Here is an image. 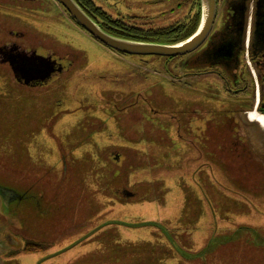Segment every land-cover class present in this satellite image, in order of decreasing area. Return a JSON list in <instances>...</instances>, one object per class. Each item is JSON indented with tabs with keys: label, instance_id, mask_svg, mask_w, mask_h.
Segmentation results:
<instances>
[{
	"label": "rangeland",
	"instance_id": "obj_1",
	"mask_svg": "<svg viewBox=\"0 0 264 264\" xmlns=\"http://www.w3.org/2000/svg\"><path fill=\"white\" fill-rule=\"evenodd\" d=\"M92 1L143 28L202 16V0ZM7 42L67 69L32 86L0 55V173L55 229L36 259L0 244V264H264V128L235 125L213 78L188 90L179 58L112 51L55 0H0Z\"/></svg>",
	"mask_w": 264,
	"mask_h": 264
},
{
	"label": "flooded vegetation",
	"instance_id": "obj_2",
	"mask_svg": "<svg viewBox=\"0 0 264 264\" xmlns=\"http://www.w3.org/2000/svg\"><path fill=\"white\" fill-rule=\"evenodd\" d=\"M218 6L217 0L216 20L205 42L183 56L167 57V64L169 67L175 59H180L179 64L173 65L182 70V80L188 90L197 82L213 78L214 82L207 84L205 92H211L216 97L215 100L222 96V92L226 94V99L235 101L239 108L233 123L236 125V121L244 122V125L250 126L248 123H252V112L264 115V0H227L223 11L218 10ZM189 22L190 18L185 20L187 30L191 29ZM0 55L12 65L19 81L32 86L44 84L54 78L63 66L62 60L55 59L52 54L45 57L38 48L36 51L24 50L10 42L0 46ZM45 62L49 67L45 66ZM63 69L65 68L61 71ZM0 187L17 193L15 197L0 193V217L12 228L7 231L0 227V244L4 247V257L10 260L25 253L29 256H24V262L29 258L36 259L37 255L39 258L47 251V246L51 245V241L47 242L45 238L55 230L49 226L43 230L33 223L35 218L45 213L39 197L30 190L15 188L8 179H3L1 173ZM2 226H7L4 221ZM48 255V260L56 256L52 252L45 254ZM45 256L41 260H35L34 264H42L46 261Z\"/></svg>",
	"mask_w": 264,
	"mask_h": 264
},
{
	"label": "water",
	"instance_id": "obj_3",
	"mask_svg": "<svg viewBox=\"0 0 264 264\" xmlns=\"http://www.w3.org/2000/svg\"><path fill=\"white\" fill-rule=\"evenodd\" d=\"M71 14L72 18L89 32L96 40L105 46L129 55L179 57L199 48L213 29L217 16V0H202V16L197 31L187 40L175 44L133 41L119 38L107 33L91 18L76 2V0H57ZM45 66L49 64L45 62ZM21 68V67H20ZM23 69V68H21ZM3 195L17 193L13 190L0 187Z\"/></svg>",
	"mask_w": 264,
	"mask_h": 264
},
{
	"label": "trees",
	"instance_id": "obj_4",
	"mask_svg": "<svg viewBox=\"0 0 264 264\" xmlns=\"http://www.w3.org/2000/svg\"><path fill=\"white\" fill-rule=\"evenodd\" d=\"M76 2L107 33L133 41L175 44L184 41L193 35L198 27V24L194 21L196 27L190 30L186 29L185 22H179L174 26L166 28H143L133 23L126 22L121 17L116 18L111 16L101 8H98L92 0H76ZM134 21L135 20L133 19L132 22ZM240 141L241 139L238 140V143Z\"/></svg>",
	"mask_w": 264,
	"mask_h": 264
},
{
	"label": "bare ground",
	"instance_id": "obj_5",
	"mask_svg": "<svg viewBox=\"0 0 264 264\" xmlns=\"http://www.w3.org/2000/svg\"><path fill=\"white\" fill-rule=\"evenodd\" d=\"M250 119L252 121H257L264 128V115L263 114L252 112L250 114Z\"/></svg>",
	"mask_w": 264,
	"mask_h": 264
},
{
	"label": "crops",
	"instance_id": "obj_6",
	"mask_svg": "<svg viewBox=\"0 0 264 264\" xmlns=\"http://www.w3.org/2000/svg\"><path fill=\"white\" fill-rule=\"evenodd\" d=\"M248 229H249V228H248ZM248 231H250V230H248ZM248 231H247V232H248ZM53 259H54V258H53Z\"/></svg>",
	"mask_w": 264,
	"mask_h": 264
}]
</instances>
